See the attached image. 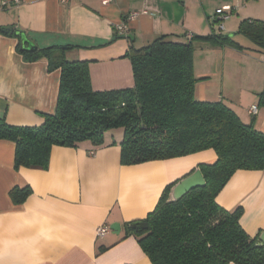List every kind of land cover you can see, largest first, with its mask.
<instances>
[{
  "label": "crops",
  "instance_id": "0c3cea01",
  "mask_svg": "<svg viewBox=\"0 0 264 264\" xmlns=\"http://www.w3.org/2000/svg\"><path fill=\"white\" fill-rule=\"evenodd\" d=\"M103 1L0 0V27L24 32L40 49L68 46L66 60L88 63L93 91H114L133 87L131 64L125 58L130 44L142 48L162 36L172 42L206 36L207 29L196 24L213 20L217 9L234 7L235 0ZM134 11L147 14L129 21L125 36L117 34L114 25ZM16 44L15 39L0 36V118L11 126H40L42 115L55 112L60 71L49 72L44 60L25 61ZM207 44L210 51L201 55L198 51ZM215 54L219 68L214 67ZM236 60L243 67L264 65V55L250 49L194 43V74L204 78L195 86L196 98L222 101L245 122L253 118L254 128L264 132V109L257 107L256 96L264 86L263 72L257 85L250 79L245 87ZM200 61L211 66L200 68ZM253 106L257 110L251 115ZM121 139L109 131L100 147L89 142L75 148L54 146L45 170H15L14 144L0 140V264H150L133 235L123 238L125 225L144 221L166 187L200 165L213 164L216 155L205 150L122 165ZM16 187L30 190L22 204L9 197ZM215 202L226 211L241 208L240 227L259 242L264 233V171H236ZM113 223L121 227L118 235L110 231L96 237L98 227Z\"/></svg>",
  "mask_w": 264,
  "mask_h": 264
},
{
  "label": "trees",
  "instance_id": "16d2710c",
  "mask_svg": "<svg viewBox=\"0 0 264 264\" xmlns=\"http://www.w3.org/2000/svg\"><path fill=\"white\" fill-rule=\"evenodd\" d=\"M0 36L17 41L16 51L27 62L44 60L47 70L60 71L55 112L42 115L36 127L8 125L0 118V140L14 144V169L45 170L54 146L75 148L89 142L103 146L105 134L121 129L120 163L137 165L164 161L212 150L213 164L199 170L205 185L169 202L173 185L166 187L155 208L142 222L146 230L124 227L123 238L133 235L150 264H264V249L248 237L239 225L241 208L226 211L216 196L236 171H264V132L245 122L229 105L201 102L195 95L198 79L193 70L194 43L205 42L250 49L264 55V21L239 22L236 35L253 45L244 48L232 38L216 34L187 36L183 42L165 37L148 46L129 45L125 58L132 68L133 87L96 92L90 85L88 63L68 61V46L19 51L16 29ZM257 107L264 109V86L257 95ZM28 187L13 188L9 197L22 204Z\"/></svg>",
  "mask_w": 264,
  "mask_h": 264
},
{
  "label": "rangeland",
  "instance_id": "374dc122",
  "mask_svg": "<svg viewBox=\"0 0 264 264\" xmlns=\"http://www.w3.org/2000/svg\"><path fill=\"white\" fill-rule=\"evenodd\" d=\"M232 5L234 6L235 11H233V14L230 16L228 20L222 23L224 27V30L222 32H219L217 30V23L214 22L211 18L208 21L206 20L202 26H200V23L196 24L198 26L197 28L198 29L203 28L202 31L207 29L209 33L212 30L216 34L227 35V34L236 33L239 22L243 20H264V0H235L234 3H232ZM236 9L239 10V13L237 14L235 13ZM230 28H233V31H228ZM232 39L243 47H248V48L253 47L252 43L247 38H245L244 36L240 34L234 36ZM207 48H210L208 44L207 46L203 48V50H199L198 52L201 53V55H203L207 53L208 51H210V49H207ZM212 58H213L214 67L219 68V65H218L219 62H217L218 59L216 58V54L215 56L213 55ZM241 63H242L241 61L236 60V65L238 67L239 66L241 67L240 75L242 76V78H244V80L241 78L242 80L240 82L244 84V86L246 87L248 86L247 84H249L250 81L253 80L254 85H257L259 81L256 82V80L258 79L259 75L262 72H263L262 74L264 75V65L260 64L259 62H255L256 64H252V65L245 64L246 66L243 67ZM197 66L200 68H207L208 66H211V65L209 64L207 65L206 62L203 63L200 61ZM225 76L226 74L223 75V77L225 78L224 81L226 84L224 85L226 87L225 92H228L227 86L229 85H227V79ZM219 77H221L220 73H219ZM111 132L115 135L119 134L121 137L123 134L121 129L112 130Z\"/></svg>",
  "mask_w": 264,
  "mask_h": 264
},
{
  "label": "water",
  "instance_id": "95a60500",
  "mask_svg": "<svg viewBox=\"0 0 264 264\" xmlns=\"http://www.w3.org/2000/svg\"><path fill=\"white\" fill-rule=\"evenodd\" d=\"M11 31L10 28L4 29V32ZM13 34L19 39L20 41V47L19 51L24 53H34L36 52L37 48L26 36V34L20 30H15ZM236 36V33L227 34L224 36V38H233ZM205 185L204 179L201 175V172L199 169H195L192 173H190L188 176L184 177L183 179L179 180L174 184V186L170 189L169 193V202H176L180 198H182L187 192L195 189L200 188ZM130 229L133 230H146L147 229V223L145 222H139V223H133L129 225ZM110 231L118 235L120 232V225L117 223H113L109 226ZM259 242H257V246L263 247L264 249V233H261L258 238Z\"/></svg>",
  "mask_w": 264,
  "mask_h": 264
},
{
  "label": "built area",
  "instance_id": "2783aa9c",
  "mask_svg": "<svg viewBox=\"0 0 264 264\" xmlns=\"http://www.w3.org/2000/svg\"><path fill=\"white\" fill-rule=\"evenodd\" d=\"M62 2L64 0H61ZM110 0L103 1L104 4L108 3ZM235 10L234 7L225 6L220 9H217L214 14L213 21L217 23V30L219 32H222L224 30V27L222 23L230 18V16L233 14V11ZM147 14L146 11H134L131 13H128L125 18H123L120 22L116 23L114 25V30L117 34L121 36H125L128 33V22L134 19H137L138 17ZM256 107L253 106L249 110V114L254 115L256 114ZM110 232V229L108 226H101L96 229V237L101 238L108 234Z\"/></svg>",
  "mask_w": 264,
  "mask_h": 264
}]
</instances>
